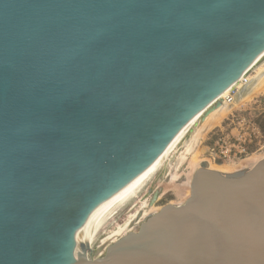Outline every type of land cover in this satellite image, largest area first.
I'll return each mask as SVG.
<instances>
[{
    "label": "water",
    "instance_id": "water-1",
    "mask_svg": "<svg viewBox=\"0 0 264 264\" xmlns=\"http://www.w3.org/2000/svg\"><path fill=\"white\" fill-rule=\"evenodd\" d=\"M263 53L264 0H0V264H264V159L84 245Z\"/></svg>",
    "mask_w": 264,
    "mask_h": 264
},
{
    "label": "rangeland",
    "instance_id": "rangeland-1",
    "mask_svg": "<svg viewBox=\"0 0 264 264\" xmlns=\"http://www.w3.org/2000/svg\"><path fill=\"white\" fill-rule=\"evenodd\" d=\"M251 74L253 73L251 72ZM250 99L234 107L230 113L220 118L218 123L214 122L213 125L204 127L196 148V152L205 153V155H200V159H203L204 156V160L213 164H216L215 160H219L224 166L244 171L251 169L256 160L264 158V89ZM193 130L194 128L188 132L175 151L168 155L154 178L141 191L137 199L118 208L111 220L102 227L91 243L95 252L102 251L101 247L104 241L112 237L119 227H123L131 219L132 223L129 228L132 229L136 225L138 219L141 218L142 204H145L143 209L147 213L157 211L165 205L183 204L189 190L188 178L191 175L189 173L192 172V168L189 166L190 158L180 169L179 179L172 184L170 175L179 154L185 151ZM170 184L171 186H169ZM154 194L157 195V200L150 207ZM138 211L139 214H137Z\"/></svg>",
    "mask_w": 264,
    "mask_h": 264
},
{
    "label": "bare ground",
    "instance_id": "bare-ground-1",
    "mask_svg": "<svg viewBox=\"0 0 264 264\" xmlns=\"http://www.w3.org/2000/svg\"><path fill=\"white\" fill-rule=\"evenodd\" d=\"M264 53L254 62V64L247 70V72L240 78L238 82L233 84L230 88H228L225 92H223L216 101L186 130V132L179 138V140L174 143L145 173H143L129 188H127L124 192H122L119 196H117L114 200H112L109 204H107L92 220V224L88 233V236L85 240L84 245H89L91 247V243L102 227L109 221L111 218L116 214L118 208L122 207L125 203L137 199L138 195L141 191L147 187V185L151 182V180L156 175L158 169L166 160L168 155L175 151L176 147L183 141L186 137L188 132L194 128L192 131L186 149L183 153L179 154L177 162L172 167V173L170 175V182H176L179 179V171L182 166L186 163L188 158H190V168H192V172L188 178V187L189 190L185 195V200L183 204L187 201L190 197V189H191V180L195 174V172L201 168L202 164H205L208 169L212 171H217L222 174H231L237 172V170L232 169L231 167L224 166L221 161L218 162L215 160L216 164L208 160L200 159V155L205 153H200V151L196 152V148L198 145V140L201 136V132L206 125L210 126L211 124L217 122L220 118L224 115L230 113L234 107L240 105V103H244L248 101L251 97H253L256 93L262 91L264 89ZM263 62L262 64L258 65L259 63ZM258 65V66H257ZM251 72L253 74H251ZM251 100V99H250ZM203 118V119H202ZM202 120V121H201ZM220 121V120H219ZM218 121V122H219ZM217 122V123H218ZM216 159V158H215ZM264 159V158H262ZM260 160H254L253 163L256 165ZM253 165V166H254ZM198 167V169H197ZM197 169V170H196ZM196 170V171H195ZM240 171V170H238ZM171 184L169 186H171ZM157 198L155 199V201ZM155 201H151L150 207L155 204ZM181 204V205H183ZM172 205V204H170ZM179 205V206H181ZM178 206V205H174ZM145 204L141 206V214L140 219L136 225L130 229L129 226L132 223L131 221L127 222L126 225L123 227H119L117 232L107 241H104L101 249L102 251L96 252V256H100L103 254L105 249L109 247L111 244L117 242L122 237L126 236L131 232H135L137 227L145 221L149 216L153 215L154 213L158 212L153 211L151 213H147L144 211ZM139 214V211L138 213ZM143 214V215H142ZM136 216V215H135Z\"/></svg>",
    "mask_w": 264,
    "mask_h": 264
}]
</instances>
